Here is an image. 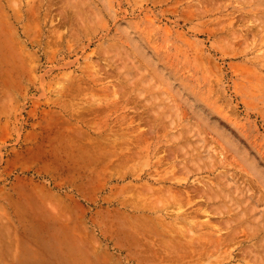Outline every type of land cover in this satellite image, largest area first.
Wrapping results in <instances>:
<instances>
[{
    "label": "rangeland",
    "instance_id": "374dc122",
    "mask_svg": "<svg viewBox=\"0 0 264 264\" xmlns=\"http://www.w3.org/2000/svg\"><path fill=\"white\" fill-rule=\"evenodd\" d=\"M0 264H264V0H0Z\"/></svg>",
    "mask_w": 264,
    "mask_h": 264
},
{
    "label": "bare ground",
    "instance_id": "6f19581e",
    "mask_svg": "<svg viewBox=\"0 0 264 264\" xmlns=\"http://www.w3.org/2000/svg\"><path fill=\"white\" fill-rule=\"evenodd\" d=\"M131 156H132V155H131ZM126 158H127V157H126ZM148 191H149V190H148ZM139 202H140V200H139ZM140 203H141V202H140ZM140 203H139V204H140ZM136 204H137V202H136ZM138 206H140V205H138ZM141 206H142V205H141ZM157 222H158V221H157ZM161 222H162V221H161ZM163 224H164V223H163ZM164 225H165V224H164ZM163 227H166V226H163ZM171 229H172V228H171ZM173 230H174V229H173ZM173 230H172V231H173ZM153 231H154V230H153ZM172 231H171V232H172ZM140 243H141V242H140ZM147 251H149V250H147ZM152 253H153V252H152ZM151 255H152V254H151ZM109 257H110V256H109ZM152 258H153V257H152Z\"/></svg>",
    "mask_w": 264,
    "mask_h": 264
}]
</instances>
